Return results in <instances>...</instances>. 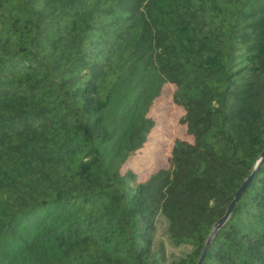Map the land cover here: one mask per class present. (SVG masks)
Returning a JSON list of instances; mask_svg holds the SVG:
<instances>
[{
	"label": "trees",
	"instance_id": "16d2710c",
	"mask_svg": "<svg viewBox=\"0 0 264 264\" xmlns=\"http://www.w3.org/2000/svg\"><path fill=\"white\" fill-rule=\"evenodd\" d=\"M263 149L264 0H0V264H164L158 216L196 264ZM202 264H264V161Z\"/></svg>",
	"mask_w": 264,
	"mask_h": 264
},
{
	"label": "rangeland",
	"instance_id": "374dc122",
	"mask_svg": "<svg viewBox=\"0 0 264 264\" xmlns=\"http://www.w3.org/2000/svg\"><path fill=\"white\" fill-rule=\"evenodd\" d=\"M174 87L164 85L160 96L153 102L150 116L155 119L153 129L146 147L130 162L137 173L139 180H144L152 172L166 166V160L175 139L182 138L184 128L178 124L183 111L172 103L171 96ZM167 224L162 216L155 222L154 251L162 256L164 264L178 259L189 251L188 247L174 248L170 246L166 235Z\"/></svg>",
	"mask_w": 264,
	"mask_h": 264
},
{
	"label": "water",
	"instance_id": "95a60500",
	"mask_svg": "<svg viewBox=\"0 0 264 264\" xmlns=\"http://www.w3.org/2000/svg\"><path fill=\"white\" fill-rule=\"evenodd\" d=\"M264 161V149L261 152L258 161L255 165V168L253 169L251 175L245 179V181L241 184L240 188L238 189V191L235 193L233 199L231 200V202L229 203L224 215L222 216V218L213 226L210 235L208 236L205 246L202 250V253L200 255V258L198 259V262L196 264H202L207 250L209 248V245L212 241L213 236L215 235L216 231L224 225V223L228 220L229 216L231 215L235 205L238 203L240 197L242 196V194L244 193L246 187L248 186V184L250 183V181L252 180L253 176L255 175V172L257 171V169L259 168V166L261 165V163Z\"/></svg>",
	"mask_w": 264,
	"mask_h": 264
}]
</instances>
